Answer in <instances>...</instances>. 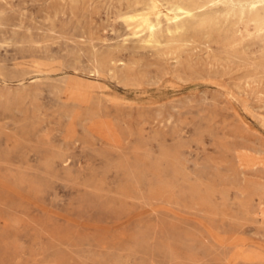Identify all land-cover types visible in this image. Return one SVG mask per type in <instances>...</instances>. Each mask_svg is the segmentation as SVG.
Wrapping results in <instances>:
<instances>
[{"label": "rangeland", "instance_id": "374dc122", "mask_svg": "<svg viewBox=\"0 0 264 264\" xmlns=\"http://www.w3.org/2000/svg\"><path fill=\"white\" fill-rule=\"evenodd\" d=\"M169 15L0 0V264H264V15Z\"/></svg>", "mask_w": 264, "mask_h": 264}, {"label": "bare ground", "instance_id": "6f19581e", "mask_svg": "<svg viewBox=\"0 0 264 264\" xmlns=\"http://www.w3.org/2000/svg\"><path fill=\"white\" fill-rule=\"evenodd\" d=\"M166 2L171 15L164 19L160 16L142 19L146 31L143 40L147 43L159 44L163 38L166 41L187 40L191 32L202 31L230 17L261 26L264 15V0H166Z\"/></svg>", "mask_w": 264, "mask_h": 264}]
</instances>
